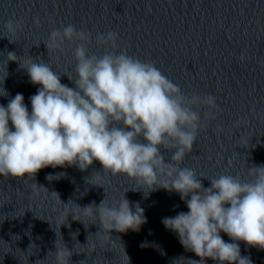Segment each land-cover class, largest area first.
I'll list each match as a JSON object with an SVG mask.
<instances>
[{
	"label": "water",
	"instance_id": "water-1",
	"mask_svg": "<svg viewBox=\"0 0 264 264\" xmlns=\"http://www.w3.org/2000/svg\"><path fill=\"white\" fill-rule=\"evenodd\" d=\"M9 20L19 23L15 31L6 28ZM69 24L91 33L89 55L126 51L154 63L185 94L216 98L211 115L198 109L196 142L179 165L195 170L204 187L220 175L250 181L249 170L264 166V0H0V94H9L0 104L21 93L31 111L29 97L40 87L24 68L31 58L74 87L68 77L76 79L73 53L82 42L46 46L53 30ZM110 31L118 35L115 50L96 40ZM9 52L18 60L8 61ZM161 151L170 161L172 152ZM123 197L144 209L139 231L102 230L77 207L104 199L116 205ZM181 211L188 208L178 193L149 191L98 162L84 171L46 167L32 177L0 176V264H57L53 252L65 247L69 264H193L200 258L162 223ZM237 243L252 264H264V250Z\"/></svg>",
	"mask_w": 264,
	"mask_h": 264
},
{
	"label": "clouds",
	"instance_id": "clouds-1",
	"mask_svg": "<svg viewBox=\"0 0 264 264\" xmlns=\"http://www.w3.org/2000/svg\"><path fill=\"white\" fill-rule=\"evenodd\" d=\"M18 27L13 20L6 24L10 32ZM117 38L112 31L96 36L98 44L113 50ZM65 41L82 42L73 53L76 79L68 77L74 87L61 83L48 63L31 58L24 68L30 82L40 86L29 97L31 111L21 93L7 105L0 104V176L32 177L46 167L84 171L98 162L104 171L124 174L149 191L179 194L188 211L165 217L162 223L200 258L193 264L209 259L215 264H252L241 255L237 242L264 250V166L249 170L250 181L220 175L209 180L207 188L195 170L179 167L197 139L198 109L211 115L218 108L216 98L185 94L154 63L126 51L89 55L85 45L91 43V33L72 24L53 30L47 49L61 48ZM7 60L18 59L9 52ZM8 95L5 89L0 94ZM162 149L172 152L170 161L165 162ZM161 176L167 179L161 182ZM77 207L109 232L139 231L146 223L144 209L138 203L133 208L125 197L116 205L104 199L98 206ZM221 232L232 242H226ZM53 253L57 264H69L72 253L67 247Z\"/></svg>",
	"mask_w": 264,
	"mask_h": 264
}]
</instances>
